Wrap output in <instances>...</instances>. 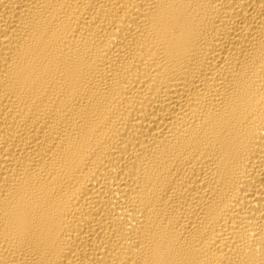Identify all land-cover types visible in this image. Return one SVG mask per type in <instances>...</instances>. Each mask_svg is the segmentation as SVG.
<instances>
[{"label": "bare ground", "instance_id": "6f19581e", "mask_svg": "<svg viewBox=\"0 0 264 264\" xmlns=\"http://www.w3.org/2000/svg\"><path fill=\"white\" fill-rule=\"evenodd\" d=\"M0 264H264V0H0Z\"/></svg>", "mask_w": 264, "mask_h": 264}]
</instances>
